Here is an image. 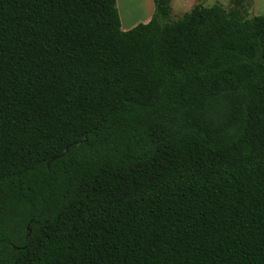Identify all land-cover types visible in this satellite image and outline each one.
Instances as JSON below:
<instances>
[{"label":"trees","instance_id":"16d2710c","mask_svg":"<svg viewBox=\"0 0 264 264\" xmlns=\"http://www.w3.org/2000/svg\"><path fill=\"white\" fill-rule=\"evenodd\" d=\"M243 9L154 0L123 30L116 0H0V264H264Z\"/></svg>","mask_w":264,"mask_h":264},{"label":"rangeland","instance_id":"374dc122","mask_svg":"<svg viewBox=\"0 0 264 264\" xmlns=\"http://www.w3.org/2000/svg\"><path fill=\"white\" fill-rule=\"evenodd\" d=\"M120 2H121V5H120V8H118V11L120 10L122 15H124V12H125L126 16H128L129 18H132L129 20V25L132 24L137 18H139L140 16L144 14V13H139L136 10L135 0H124V1L120 0ZM183 2L184 3L182 4L180 0H171V3H170V6H171L170 7L171 8L170 19L171 20L177 19L183 13L188 12L192 8V6H190L189 0H186V3L185 1ZM195 2L201 3L202 5L207 6V7L213 4H216L215 0H195ZM218 4H220L227 10H230L232 6L236 4H241L244 7L243 13L245 16H248V17L254 16L253 11L250 10L249 8L250 0H224V1H219ZM123 26H127L125 24V21H123Z\"/></svg>","mask_w":264,"mask_h":264},{"label":"crops","instance_id":"0c3cea01","mask_svg":"<svg viewBox=\"0 0 264 264\" xmlns=\"http://www.w3.org/2000/svg\"><path fill=\"white\" fill-rule=\"evenodd\" d=\"M124 1V0H122ZM186 0H180V2L183 4ZM216 3H218L219 1H224V0H215ZM171 3V0H170ZM190 6H194L195 5V0H189ZM197 4V3H196ZM121 2L120 0H116V6L117 9L120 8ZM135 7L136 10L139 13H144L142 16H140L139 18H137L132 24L129 25V20L132 18H129L128 16H126L125 12L124 15L121 14L120 10L118 11L119 13V17H120V22H121V28L123 30H127L131 27H133L134 25H136L138 22H142V23H146L148 22L152 15H153V10H154V0H135ZM171 7V6H170ZM250 10L253 11L254 15H264V0H251L250 2ZM171 11V8H170ZM123 21H125V24L127 26H123Z\"/></svg>","mask_w":264,"mask_h":264},{"label":"water","instance_id":"95a60500","mask_svg":"<svg viewBox=\"0 0 264 264\" xmlns=\"http://www.w3.org/2000/svg\"><path fill=\"white\" fill-rule=\"evenodd\" d=\"M67 149H68V148H66L65 151H67ZM58 157H60V155L54 156V157H52L50 160H54V159H56V158H58ZM48 163H49V162H47V165H48Z\"/></svg>","mask_w":264,"mask_h":264}]
</instances>
